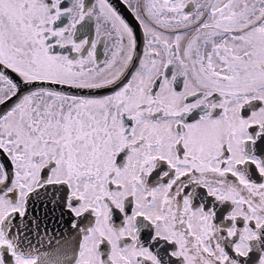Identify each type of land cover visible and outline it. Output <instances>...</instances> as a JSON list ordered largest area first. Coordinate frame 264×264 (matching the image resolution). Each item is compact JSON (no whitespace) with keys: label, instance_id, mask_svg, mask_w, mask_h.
I'll return each mask as SVG.
<instances>
[{"label":"snow or ice","instance_id":"1","mask_svg":"<svg viewBox=\"0 0 264 264\" xmlns=\"http://www.w3.org/2000/svg\"><path fill=\"white\" fill-rule=\"evenodd\" d=\"M124 3L130 79L109 0H0V264H264V0ZM33 197L79 237L70 258L21 249Z\"/></svg>","mask_w":264,"mask_h":264},{"label":"flooded vegetation","instance_id":"2","mask_svg":"<svg viewBox=\"0 0 264 264\" xmlns=\"http://www.w3.org/2000/svg\"><path fill=\"white\" fill-rule=\"evenodd\" d=\"M86 2L91 5L96 2V0H86ZM162 2V0H161ZM198 2H203V0H198ZM67 6V0H65ZM109 3L116 9V11L129 23V26L132 27L134 33L137 36V49L136 57L134 58V63L130 66V71L126 74L127 78H131L132 72L135 71L136 67L139 66V58L143 55L144 48V34L143 29L139 24V21L136 20L135 15L130 11L128 5L124 3V0H109ZM135 3V0H133ZM187 11H192V6H189ZM64 24L69 23L68 19L63 21ZM87 28L81 29L80 26H77V32L75 39L77 42L87 38L89 43L85 46L84 55L87 56V49L91 48V41L96 39V25L94 20L86 22ZM103 32L104 29L102 28ZM113 41L107 38H102L96 44L95 57L100 66H103L104 61L109 59L114 51ZM183 47V45H182ZM59 51V49H57ZM210 50V47L209 49ZM75 55V54H73ZM124 83L127 82V79L123 80ZM183 80L180 78L179 86L182 87ZM55 87L57 90L71 91L77 95H95L103 96L109 94L111 91H114V88L101 89V90H77V89H68L66 86L59 85H49ZM10 107V104L6 106H0V113L7 110ZM6 161L0 157V163H5ZM229 179H233L229 174ZM252 179L257 183L264 182L261 180L258 174H253ZM34 197L29 200V211L28 215L24 218L25 223L27 224V229H22L20 234V247L24 251L31 250L32 254L35 256H41L45 252H51L52 248L56 246L57 241H59L60 248L67 253L69 258L73 254L74 249H78L79 237L75 232H72L68 229L67 225L57 224L49 215L47 218L44 216V206L39 205V210L32 207ZM34 218H38L39 228L30 221ZM14 223H20V217L17 214ZM13 234H15V229H13ZM174 264H179L178 261H174Z\"/></svg>","mask_w":264,"mask_h":264},{"label":"water","instance_id":"3","mask_svg":"<svg viewBox=\"0 0 264 264\" xmlns=\"http://www.w3.org/2000/svg\"><path fill=\"white\" fill-rule=\"evenodd\" d=\"M3 106H6V104H5V105H3Z\"/></svg>","mask_w":264,"mask_h":264}]
</instances>
